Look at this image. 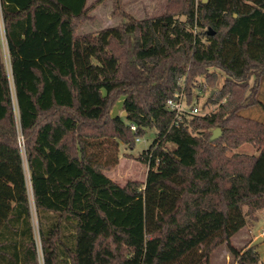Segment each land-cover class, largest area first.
Wrapping results in <instances>:
<instances>
[{
	"label": "trees",
	"instance_id": "1",
	"mask_svg": "<svg viewBox=\"0 0 264 264\" xmlns=\"http://www.w3.org/2000/svg\"><path fill=\"white\" fill-rule=\"evenodd\" d=\"M86 2L0 0V264H209L223 243L263 264L230 240L264 208V120L241 113L264 112V0H169L140 20L114 0L124 22L77 35ZM209 85L217 108L175 124L167 99ZM150 127L145 181L106 176ZM244 143L256 153H229Z\"/></svg>",
	"mask_w": 264,
	"mask_h": 264
},
{
	"label": "rangeland",
	"instance_id": "2",
	"mask_svg": "<svg viewBox=\"0 0 264 264\" xmlns=\"http://www.w3.org/2000/svg\"><path fill=\"white\" fill-rule=\"evenodd\" d=\"M96 1L97 0H87L86 6L89 7V9L86 16L77 23V26L75 28V33L77 35L93 33L109 26H117L126 20L123 15H121L114 9V0H101L100 2ZM168 3L169 0H120V6L122 10L129 14L131 17L138 20L156 17L164 14L167 11ZM0 52L7 73L10 75L9 58L4 40L1 11ZM223 77L224 75L222 74L220 80H222ZM200 80H202V77L198 76L197 81ZM214 90L215 89L211 85H209L205 86L204 89L194 91V98L190 103L195 101L193 103H195L199 107V111L201 112V114L214 111L217 108V104L214 103V97L216 95V92ZM258 97L264 103V78L261 81ZM121 101L122 98H119L117 100L113 109L111 110V114L120 113ZM14 107L16 113V104ZM241 113L245 116H249L258 120H264V112L260 106H254L249 109L242 110ZM155 133L156 130L154 127L147 128L143 137H141L139 141H136L134 148H129L123 144H120L118 149L117 163L109 168L103 169V173L121 185L132 180L144 182L148 165L147 163L143 162L141 158V151L148 147V145L152 142L155 137ZM17 142L21 149L23 159V168L25 180L28 186V196L31 209L33 231L37 241L38 256L40 260L41 252L38 237V223L35 213L32 191L29 183V172L24 153V139L21 135L17 137ZM168 147H171V145H168ZM232 152L256 153V150L252 144L244 143L239 147L229 151V153ZM255 214L256 219L253 220L250 216H248L246 227L244 228L242 233L240 232L239 234L235 235L233 237L234 239L230 241L231 243L235 244L236 248H244L246 246L254 244L259 254V260L264 264V237L260 234L261 232H264V208L257 210ZM247 228L249 229V233H243L247 230ZM224 251H227V254H229L227 264H236L233 255L229 252L228 247L225 243L219 245L212 251V255L210 254L211 259H209V264H225V262L227 261H225V255L223 254Z\"/></svg>",
	"mask_w": 264,
	"mask_h": 264
},
{
	"label": "built area",
	"instance_id": "3",
	"mask_svg": "<svg viewBox=\"0 0 264 264\" xmlns=\"http://www.w3.org/2000/svg\"><path fill=\"white\" fill-rule=\"evenodd\" d=\"M195 102V101H193ZM187 103L183 86L176 90L173 97L167 99V106L170 110L174 111V123L177 124L183 113L187 114H201L199 107L195 103ZM131 129H135L133 124L130 125ZM141 137H136L135 140L139 141ZM264 237V232L260 233Z\"/></svg>",
	"mask_w": 264,
	"mask_h": 264
},
{
	"label": "crops",
	"instance_id": "4",
	"mask_svg": "<svg viewBox=\"0 0 264 264\" xmlns=\"http://www.w3.org/2000/svg\"><path fill=\"white\" fill-rule=\"evenodd\" d=\"M246 227V224L242 227V228H240L237 232H235L232 236H231V241H232V239H234L233 237L235 236V235H237V234H239L240 232L242 233V231L244 230V228ZM243 233H245V234H248L249 233V229L247 228V230L245 231V232H243ZM252 242V241H251ZM234 246H235V244L234 243H232ZM249 244H251V243H249ZM236 247V246H235ZM224 255H225V261H227V262H225V264H227L228 263V257H229V254H227V251H224V253H223ZM212 255V254H211ZM210 259H211V256H210Z\"/></svg>",
	"mask_w": 264,
	"mask_h": 264
},
{
	"label": "water",
	"instance_id": "5",
	"mask_svg": "<svg viewBox=\"0 0 264 264\" xmlns=\"http://www.w3.org/2000/svg\"><path fill=\"white\" fill-rule=\"evenodd\" d=\"M205 1V0H203ZM122 114H124V111L122 112ZM221 134V130L220 128H214L213 131H212V135H211V139L214 140V139H217Z\"/></svg>",
	"mask_w": 264,
	"mask_h": 264
}]
</instances>
